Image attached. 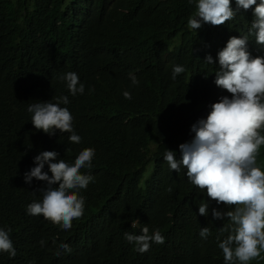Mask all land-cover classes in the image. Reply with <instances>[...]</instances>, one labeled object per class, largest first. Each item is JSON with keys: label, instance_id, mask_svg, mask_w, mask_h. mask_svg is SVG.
Returning a JSON list of instances; mask_svg holds the SVG:
<instances>
[{"label": "trees", "instance_id": "trees-1", "mask_svg": "<svg viewBox=\"0 0 264 264\" xmlns=\"http://www.w3.org/2000/svg\"><path fill=\"white\" fill-rule=\"evenodd\" d=\"M197 2L0 0V228L11 229L16 251L15 257L0 252V264H225L217 237L230 234L231 221L213 219L212 210L234 206L211 200L191 184L186 169L171 170L163 157L172 150L180 159L179 144L194 136L191 126L221 97L231 98L215 84L217 54L229 38L247 36L253 58L264 57V45L248 32L253 11L190 29ZM175 65L201 76L197 92L182 76L172 78ZM70 71L83 94L71 95L59 79ZM60 96H68L60 106L71 113L79 144L68 140L71 133L49 135L31 123L30 104L56 103ZM89 147L92 167L80 171L94 181L79 191L85 210L72 228L27 214L46 187L36 178L24 180L34 157L55 151L71 165ZM256 159L264 170V146ZM42 171L51 176L47 163ZM202 203L206 216L199 214ZM145 226L149 234L159 230L165 242L141 254L124 233L139 235ZM203 227L210 230L206 239L199 235ZM62 243L71 251L60 249ZM249 264H264V253Z\"/></svg>", "mask_w": 264, "mask_h": 264}, {"label": "clouds", "instance_id": "clouds-1", "mask_svg": "<svg viewBox=\"0 0 264 264\" xmlns=\"http://www.w3.org/2000/svg\"><path fill=\"white\" fill-rule=\"evenodd\" d=\"M106 5H113V2ZM241 11H253L254 19L248 32L254 34L257 44L264 45V0H198L195 15L188 19L187 26L192 30L199 29L201 22L204 28L219 26ZM247 40V36L229 38L226 46L218 52V59L215 57L219 71L216 78L215 74L211 77L215 78L218 87L227 90L225 93L231 94V98L221 97L211 105L205 119L191 126L194 136L191 141L179 144L180 159L172 150H167L163 157L171 170L179 173L182 167L186 169L191 184L206 190L211 200L234 206V210L225 212L212 210L213 219L227 217L231 221L230 234L223 240L217 237L225 264H249L264 253V170L257 166L256 159L264 146V135L261 134L264 131V57H251ZM205 59L208 64L213 63L210 55ZM183 72V66L175 65L172 78L182 76L197 92L201 76ZM129 78L132 85L139 83L134 74L129 73ZM59 79L66 82L71 95L84 93V85L75 72H67ZM123 96L129 100L132 98L128 91H124ZM56 101L30 104L27 111L32 113L31 123L35 129L49 135L57 129L61 133H71L68 140L79 144L81 137L73 131L72 115L66 107L60 106L69 103L68 96L57 97ZM94 155L93 148H84L71 165L63 159L57 160L55 151H42L36 155L35 166L25 173L24 180L30 183L36 178L45 181L46 187L39 189L43 192L41 201L27 205V214L42 216L64 230L71 229L72 221L80 219L85 210V201L79 191L94 181V177L81 174L80 170L92 167ZM46 163L51 176L42 171ZM167 191L171 192V187ZM198 210L200 215L206 216L207 203L200 204ZM10 231L0 228V252L15 257ZM209 234L207 227L201 228L199 233L205 239ZM124 237L141 254L147 252L153 242H165L159 230L149 234L147 226L139 235L125 232ZM40 243L43 246L44 241ZM59 247L65 252L71 251L67 243ZM60 254L57 251L56 255Z\"/></svg>", "mask_w": 264, "mask_h": 264}, {"label": "rangeland", "instance_id": "rangeland-1", "mask_svg": "<svg viewBox=\"0 0 264 264\" xmlns=\"http://www.w3.org/2000/svg\"><path fill=\"white\" fill-rule=\"evenodd\" d=\"M222 212H225V211H222Z\"/></svg>", "mask_w": 264, "mask_h": 264}]
</instances>
